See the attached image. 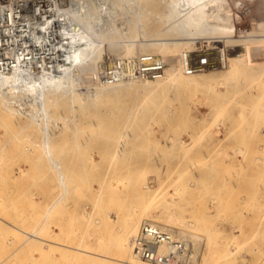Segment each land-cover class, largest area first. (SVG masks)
<instances>
[{
  "label": "rangeland",
  "instance_id": "rangeland-1",
  "mask_svg": "<svg viewBox=\"0 0 264 264\" xmlns=\"http://www.w3.org/2000/svg\"><path fill=\"white\" fill-rule=\"evenodd\" d=\"M98 1L108 2L102 26L136 20L138 13L141 24L133 25L138 30L166 26L159 16L162 0H127L131 10L118 8V0ZM223 5L235 27L223 39L259 43L264 0H223ZM125 47L105 50L96 67ZM128 47L130 57L141 52L138 44ZM263 49L249 54L257 65H264ZM219 65L210 67L218 68L216 74L210 68L185 73L161 93L141 85L91 104L90 97L82 106H50L51 115L57 114L48 121L49 131L58 134L53 153L68 179L59 201L57 171H50L43 149L29 140L31 126L20 127L25 116H11L17 125L1 110L6 118L0 114V264H122L118 259L128 254L120 253L118 242L127 221L136 224L133 241L145 222L178 237L186 232L194 264H264V81L245 82L229 70L228 59ZM121 139L125 146L116 152Z\"/></svg>",
  "mask_w": 264,
  "mask_h": 264
},
{
  "label": "bare ground",
  "instance_id": "bare-ground-1",
  "mask_svg": "<svg viewBox=\"0 0 264 264\" xmlns=\"http://www.w3.org/2000/svg\"><path fill=\"white\" fill-rule=\"evenodd\" d=\"M162 1L165 3V5L163 11L159 13V16L161 19L160 21H163L166 26L164 28H157L156 30H154V32H148L145 28L146 26L141 27L139 30L136 29V25L133 26L134 24H137V22H141V13H138V18L136 20L129 18L121 22L120 25H114L111 27L107 25L105 26L104 24L102 26L100 14L104 9L107 8V1L102 3L98 0L94 1L97 3V6L99 8V11L96 12L93 5L94 3L91 0H70V3L68 4L66 9V12L68 14V25H65L64 29H62V41L60 44L64 52V60L60 61L55 66L45 67L44 69H40L39 71L32 70L28 64L17 62L9 72H0L1 117H3V111L1 110L4 109H7L8 112H10L9 115L7 114V111H5L8 115L6 116V114L4 113L7 118L11 116L14 118H18L19 115H21V117L22 115L25 116L23 117L25 119L24 123L20 120L23 123V125L20 124V127L25 129L26 127L29 128V126H31V131H28L27 133H31L32 135L34 134V136H30L31 138L28 137L29 140L32 143L34 142L37 148L43 149L41 152L39 151L43 155V157L41 155L40 157L47 160L48 164L46 163V166L50 168V171L51 169H56L59 182L63 187V193L56 201L64 198L68 184L66 180L68 179H66L67 177L65 171L62 168V165L60 164V161L56 157H54L55 155L53 153V145H55L56 143H54V141L57 139H54V136H57L58 134L56 135L57 131L55 130L53 132L49 131L50 125L48 121L54 119L57 114L54 115L52 113L54 116L51 115V113L49 112L50 106L53 107L69 105L71 107H74L76 104L77 106H82L83 102H86V99L90 97L91 98L88 100L91 104L92 99L94 101L99 100L103 95L110 92L118 93L125 89H137L141 85H146L148 89H155L156 92L161 93L162 91L171 88L179 80V78L185 74L177 61L178 56L182 54L183 51L198 49V45L204 42L203 40H201L203 38H213L216 42L220 43L221 41H223L222 38L230 37L233 28H235L233 24L234 22L232 23V20H230V17L228 18V15L226 14L228 9L225 10L223 0ZM116 3V6H118V8L124 7L122 5H125L126 8L130 6L127 8V10H129L132 7V5H126L127 0H118L116 1ZM137 4L139 5V2ZM222 11H225L224 16L222 15ZM227 13H229V11ZM261 23L262 22L260 20V26ZM262 28H264V21L262 23ZM166 33L172 34L171 36H167ZM262 35H264V33ZM230 40L237 39L234 38ZM261 41L264 42V37H261ZM135 44L139 45V51L141 52L149 51L146 53L154 54L156 52L155 49L162 51L160 55L168 61L166 73L163 77H157L153 79H139L128 76L126 77L127 79L124 78L115 82H103L97 79L100 69L106 66L96 67L97 65H100L99 63L103 59L102 56H105L103 55L105 53V50L107 51V49L109 50V48L111 49L112 46H115L116 48L114 49V51L118 52L120 51L118 49L119 46L125 45V53L119 52L118 56L124 54L130 56V47L128 46H132ZM246 44L248 43H245V48H249ZM150 48L155 49H153L154 51H151ZM168 49H170V51ZM242 50L245 49L243 48ZM241 55H229V57L227 58L229 70L231 72H235V74L242 77L244 80L247 79V81L245 82H248V80L252 79H260L264 81V65H257L254 59L249 54H246L245 58H243V56ZM215 65L218 66L219 63ZM214 70H218V68L211 69L213 73ZM226 74H228V72ZM193 78L195 77L193 76ZM81 84L85 85L84 88L86 90L81 91L77 94L76 89L79 88ZM25 104H28V106H24ZM88 104L87 106H90V104ZM71 112L74 116L73 110ZM97 114L99 115V113ZM12 117L9 119H12V122H14V119ZM100 117H102V115ZM9 119H7V121ZM3 121L6 126H10V124H7L9 121ZM16 121V124L18 125L19 120ZM12 122L11 124H13ZM14 126L15 125H11L10 127L14 128ZM39 126H41L42 128H40ZM63 126L66 125L63 124ZM8 127H6L5 129L7 130V133L9 129ZM9 130L11 131V128ZM60 137L61 136L59 135V139ZM62 139H60V141L57 140L60 145L62 143L61 141L64 140ZM118 142L119 143L117 144V146H115L116 148H114L116 152H119V148L121 150V147L125 146L124 140L121 139ZM64 145L63 147H61V149H66ZM73 146H77V144H74ZM104 148H106V146ZM63 150L58 151L61 152ZM47 170L49 171V169ZM50 176L51 175H49V177ZM55 203L57 202H54L52 206L56 205ZM148 223L165 229L174 237H178L169 228L155 224L154 222L143 223L140 226L136 237L140 232L141 227ZM126 224V230L123 231L122 235L119 238L118 247L120 248V253L122 250L125 255L128 254L127 258L129 259H127L125 256V259L118 260L122 264H138V260L140 259L134 252L136 237L134 241L132 240L134 237V233L137 230L136 224H134L133 221H127ZM176 227L179 228V226ZM206 230H210L209 233L207 231L206 232L207 234L211 235V242V240H213L211 239L213 237V233H211V226ZM179 232H181L180 228ZM179 236L180 237L178 238L186 241L187 246L190 247L189 264H194V253L196 252L194 250L193 244L188 240L186 232L182 231V235ZM207 237H209V235H207ZM208 246H210V244ZM224 249L225 254H228L229 248ZM159 251L161 253H166L169 251V248L166 245H161L159 247ZM142 263L145 264L144 262Z\"/></svg>",
  "mask_w": 264,
  "mask_h": 264
},
{
  "label": "built area",
  "instance_id": "built-area-1",
  "mask_svg": "<svg viewBox=\"0 0 264 264\" xmlns=\"http://www.w3.org/2000/svg\"><path fill=\"white\" fill-rule=\"evenodd\" d=\"M69 3L70 0H0V72H9L17 62L39 71L63 61L60 44L62 29L68 25ZM238 40L241 39H223L220 43L213 38L205 40L198 49L183 51L177 61L186 74H191L217 63L225 64L229 55L246 56L252 48L264 47L261 40L259 43ZM245 43L249 48H245ZM167 66L168 61L161 55L138 52L130 57L124 54L112 58L101 68L97 79L103 82H115L128 76L153 79L163 77ZM161 245H166L169 251L161 253ZM134 252L145 264L190 263L187 242L150 223L141 227Z\"/></svg>",
  "mask_w": 264,
  "mask_h": 264
}]
</instances>
